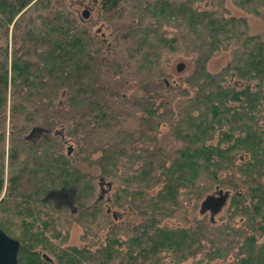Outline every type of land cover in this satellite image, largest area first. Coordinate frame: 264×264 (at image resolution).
Here are the masks:
<instances>
[{"label":"trees","instance_id":"16d2710c","mask_svg":"<svg viewBox=\"0 0 264 264\" xmlns=\"http://www.w3.org/2000/svg\"><path fill=\"white\" fill-rule=\"evenodd\" d=\"M231 8L264 22V0H0L17 264H264V38Z\"/></svg>","mask_w":264,"mask_h":264},{"label":"rangeland","instance_id":"374dc122","mask_svg":"<svg viewBox=\"0 0 264 264\" xmlns=\"http://www.w3.org/2000/svg\"><path fill=\"white\" fill-rule=\"evenodd\" d=\"M83 9L87 10L88 16L90 17V19L95 18V14H94L93 9H90L84 5H81L80 11H82ZM231 13L232 14L240 13V14L244 15L247 19V22H248L249 31L253 34L260 36L261 38H264V22H262L258 18L253 17L251 15L243 14V12H240L236 8H231ZM96 27L99 28L98 26H96ZM226 58H227L226 53H221L220 55L211 58L207 62L208 70L211 72L215 71L221 65L224 64V62L226 61ZM180 62H182L184 64L183 69H181L180 71H176L175 66ZM189 64H190V62L186 58H183L180 56L174 57L169 63L170 71L174 76L186 73L189 70V67H190ZM129 82L134 83L135 81L130 80ZM79 233H80V227L77 225H73L71 227L70 232H69V241H68L69 245H76L79 243V239H78Z\"/></svg>","mask_w":264,"mask_h":264},{"label":"water","instance_id":"95a60500","mask_svg":"<svg viewBox=\"0 0 264 264\" xmlns=\"http://www.w3.org/2000/svg\"><path fill=\"white\" fill-rule=\"evenodd\" d=\"M81 15L83 18H86L88 16L87 10L83 9L81 11ZM183 66L184 64L182 62L178 63L175 66L176 71H180L181 69H183ZM54 133L57 134L60 132L55 131ZM102 183H103V178L99 177L98 184L101 186ZM224 194L225 193L219 191L217 196H207L205 197L201 205L204 208H208L210 210V213H214L215 211L214 208L220 207V205H222L225 202ZM101 196H102V191H99L96 200L100 199ZM112 215L113 217H116V214L114 212L112 213ZM18 245L19 243L16 239L7 236L4 232H2V230H0V264H17L16 253H17Z\"/></svg>","mask_w":264,"mask_h":264}]
</instances>
